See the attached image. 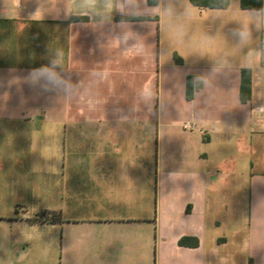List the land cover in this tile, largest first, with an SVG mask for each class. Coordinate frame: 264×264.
<instances>
[{
    "label": "crops",
    "instance_id": "1",
    "mask_svg": "<svg viewBox=\"0 0 264 264\" xmlns=\"http://www.w3.org/2000/svg\"><path fill=\"white\" fill-rule=\"evenodd\" d=\"M240 261L264 264V6L0 0V264Z\"/></svg>",
    "mask_w": 264,
    "mask_h": 264
},
{
    "label": "trees",
    "instance_id": "2",
    "mask_svg": "<svg viewBox=\"0 0 264 264\" xmlns=\"http://www.w3.org/2000/svg\"><path fill=\"white\" fill-rule=\"evenodd\" d=\"M192 5L201 9L210 10H226L230 5V0H190ZM148 3L152 6L159 4V0H148ZM264 6V0H241L242 10L262 11ZM73 21L82 22L87 21L86 18L75 17ZM177 64L182 65L183 60L178 55L174 56ZM202 82L197 81L196 78L190 76L187 80V98L192 100L196 91L202 88ZM252 98V71L249 69L242 70V82L240 90V99L243 104L248 103ZM182 247L197 248L200 243L198 239L183 238L179 242ZM252 264V263H250Z\"/></svg>",
    "mask_w": 264,
    "mask_h": 264
},
{
    "label": "clouds",
    "instance_id": "3",
    "mask_svg": "<svg viewBox=\"0 0 264 264\" xmlns=\"http://www.w3.org/2000/svg\"><path fill=\"white\" fill-rule=\"evenodd\" d=\"M37 78L45 80L48 84L53 85L54 87L59 86V80L57 79L55 73L48 71L47 69H40Z\"/></svg>",
    "mask_w": 264,
    "mask_h": 264
},
{
    "label": "rangeland",
    "instance_id": "4",
    "mask_svg": "<svg viewBox=\"0 0 264 264\" xmlns=\"http://www.w3.org/2000/svg\"><path fill=\"white\" fill-rule=\"evenodd\" d=\"M240 203H242V202H240ZM240 203L238 202L235 205L240 210L239 213H238V221L236 222L238 228L243 226V223L245 221L243 205H241ZM239 263L241 264L242 262L240 261Z\"/></svg>",
    "mask_w": 264,
    "mask_h": 264
},
{
    "label": "built area",
    "instance_id": "5",
    "mask_svg": "<svg viewBox=\"0 0 264 264\" xmlns=\"http://www.w3.org/2000/svg\"><path fill=\"white\" fill-rule=\"evenodd\" d=\"M186 128L189 129V128H192V126L190 124H187L186 125ZM40 220H49L50 219V214H47L45 216H42L39 218Z\"/></svg>",
    "mask_w": 264,
    "mask_h": 264
}]
</instances>
